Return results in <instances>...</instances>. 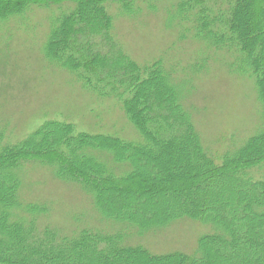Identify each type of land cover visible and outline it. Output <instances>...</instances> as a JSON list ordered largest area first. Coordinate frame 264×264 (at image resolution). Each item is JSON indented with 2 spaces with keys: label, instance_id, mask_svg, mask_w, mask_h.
I'll return each instance as SVG.
<instances>
[{
  "label": "trees",
  "instance_id": "16d2710c",
  "mask_svg": "<svg viewBox=\"0 0 264 264\" xmlns=\"http://www.w3.org/2000/svg\"><path fill=\"white\" fill-rule=\"evenodd\" d=\"M140 0H0V20L32 6L73 3L49 37L46 56L75 74L100 97H115L145 140L76 133L69 122L46 121L18 144L0 133V264H264V131L218 165L204 148L180 92L161 61L141 67L113 36L107 4L126 14ZM182 20L193 15L195 37L214 50L237 53V72L255 80L264 108V0H183ZM94 92V93H95ZM113 154L131 171L116 175L89 152ZM56 167L59 179L94 196L107 221L140 235L189 218L212 225L198 253L155 255L126 244L123 233L84 230L62 236L39 218L44 206L23 208L18 171L28 163Z\"/></svg>",
  "mask_w": 264,
  "mask_h": 264
},
{
  "label": "rangeland",
  "instance_id": "374dc122",
  "mask_svg": "<svg viewBox=\"0 0 264 264\" xmlns=\"http://www.w3.org/2000/svg\"><path fill=\"white\" fill-rule=\"evenodd\" d=\"M183 0H140L131 14L107 4L113 18V36L122 50L141 67L161 61L191 114L203 145L216 164L234 154L264 131V108L255 80L236 71L238 54L216 51L195 37L193 15L182 20ZM73 3L32 6L25 13L0 20V133L5 144H18L46 121L69 122L76 133L101 134L141 145L144 138L115 97H100L75 74L50 61L46 47L57 20L72 11ZM95 92V93H94ZM90 155L116 175L131 171L117 164L113 154ZM23 208L44 206L39 218L62 236L84 230L123 233L126 244L142 246L155 255L183 253L195 256L199 240L215 233L212 225L184 218L167 228L140 235L136 228L105 220L94 196L79 184L63 181L57 168L39 162L18 171ZM255 181L264 180V164L253 169Z\"/></svg>",
  "mask_w": 264,
  "mask_h": 264
}]
</instances>
